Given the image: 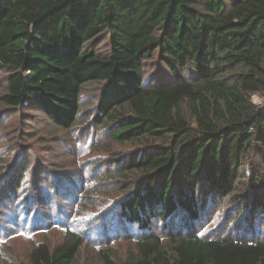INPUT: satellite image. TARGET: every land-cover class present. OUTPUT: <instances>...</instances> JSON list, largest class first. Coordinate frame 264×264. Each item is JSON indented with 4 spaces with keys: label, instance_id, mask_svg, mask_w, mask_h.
I'll return each instance as SVG.
<instances>
[{
    "label": "trees",
    "instance_id": "obj_1",
    "mask_svg": "<svg viewBox=\"0 0 264 264\" xmlns=\"http://www.w3.org/2000/svg\"><path fill=\"white\" fill-rule=\"evenodd\" d=\"M255 93L264 98V0H0V122L33 107L56 130L87 120L105 152L132 145L79 164L101 165L113 221L149 230L154 218L167 230L137 235L122 260L98 247L101 264H264ZM41 183L54 193L66 184ZM222 204L215 233L190 229ZM178 215L187 224L175 229ZM83 246L66 226L19 264H72Z\"/></svg>",
    "mask_w": 264,
    "mask_h": 264
},
{
    "label": "rangeland",
    "instance_id": "obj_2",
    "mask_svg": "<svg viewBox=\"0 0 264 264\" xmlns=\"http://www.w3.org/2000/svg\"><path fill=\"white\" fill-rule=\"evenodd\" d=\"M103 38L98 40V44ZM93 99V88H89L84 93L85 104H93L88 103ZM251 99L258 108H264V98L260 93L253 94ZM1 109L0 106V116ZM10 112L12 114L0 122V264L25 261L30 249L41 241L51 245L58 243L66 226L77 227L84 237V246L72 264H101L96 255L100 246H110L113 257L122 260L137 235L158 233L165 237L167 230L162 228L161 222H154V218L149 230L138 229L136 224L113 221L116 216H110V201L116 195L114 190L106 188L105 175L99 177L102 179L96 178L102 173L101 165L90 164L83 172L85 163L79 164L83 160L106 159L111 153L126 150L132 145L113 144L108 153L101 150L93 139L99 130L93 129L87 135V120H82L69 133L54 129L36 108L18 107ZM97 167L100 168L96 170ZM71 170L74 175L66 176ZM39 174L38 180L36 175ZM48 177L55 179L56 183L66 184L59 186L61 190L56 193L45 192L41 182ZM225 207L222 204L217 210L210 211L203 222L190 229L202 235L215 233L223 222ZM93 218L106 221L105 226L94 227L90 224ZM186 221L178 215L175 229L186 226ZM183 230H188V227Z\"/></svg>",
    "mask_w": 264,
    "mask_h": 264
}]
</instances>
